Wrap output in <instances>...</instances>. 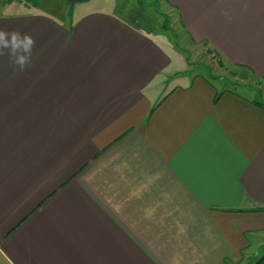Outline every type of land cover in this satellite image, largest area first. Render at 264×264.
<instances>
[{
    "label": "crops",
    "instance_id": "obj_1",
    "mask_svg": "<svg viewBox=\"0 0 264 264\" xmlns=\"http://www.w3.org/2000/svg\"><path fill=\"white\" fill-rule=\"evenodd\" d=\"M65 2L0 14L36 39L23 72L0 57V264H240L264 247V106L201 75L170 84L150 30ZM164 2L264 81V0Z\"/></svg>",
    "mask_w": 264,
    "mask_h": 264
},
{
    "label": "rangeland",
    "instance_id": "obj_2",
    "mask_svg": "<svg viewBox=\"0 0 264 264\" xmlns=\"http://www.w3.org/2000/svg\"><path fill=\"white\" fill-rule=\"evenodd\" d=\"M26 3L24 0H0V14L12 10L25 11ZM76 6H79L78 8L91 6L116 12L128 17L139 27H146L147 24L152 37L171 55L173 67L179 69V73L170 79V84L181 81L185 74L201 75L219 90H232L246 97L264 100V81L253 78L243 68L226 64L206 43L192 41L181 26L176 11L164 0H88ZM115 7L117 11L114 10ZM70 10L72 12V9ZM165 21L169 31L162 30V23ZM177 78L179 80H176ZM263 254L264 247L252 248L248 259L240 264H254Z\"/></svg>",
    "mask_w": 264,
    "mask_h": 264
},
{
    "label": "clouds",
    "instance_id": "obj_3",
    "mask_svg": "<svg viewBox=\"0 0 264 264\" xmlns=\"http://www.w3.org/2000/svg\"><path fill=\"white\" fill-rule=\"evenodd\" d=\"M36 39L29 33L0 28V57L7 56L14 71H25L33 60Z\"/></svg>",
    "mask_w": 264,
    "mask_h": 264
},
{
    "label": "trees",
    "instance_id": "obj_4",
    "mask_svg": "<svg viewBox=\"0 0 264 264\" xmlns=\"http://www.w3.org/2000/svg\"><path fill=\"white\" fill-rule=\"evenodd\" d=\"M24 1H26L27 3H31V4H36L37 0H24ZM144 28L149 30V28H147V24H146V27L144 26ZM162 30L169 31V28H168L166 21L162 23ZM236 67L243 68L242 66H236ZM243 69L245 70V68H243ZM255 103L260 105V106H264V103H261L258 100H256ZM252 211H264V209L257 208V209H254ZM263 262H264V254L259 259H257V261L254 264H262Z\"/></svg>",
    "mask_w": 264,
    "mask_h": 264
},
{
    "label": "water",
    "instance_id": "obj_5",
    "mask_svg": "<svg viewBox=\"0 0 264 264\" xmlns=\"http://www.w3.org/2000/svg\"><path fill=\"white\" fill-rule=\"evenodd\" d=\"M64 1L68 2L71 6H73L74 4L85 2L88 0H64Z\"/></svg>",
    "mask_w": 264,
    "mask_h": 264
}]
</instances>
